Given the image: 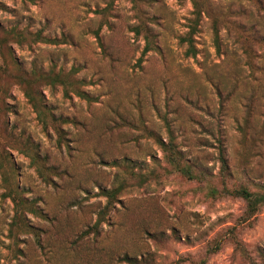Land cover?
I'll return each mask as SVG.
<instances>
[{"label": "rangeland", "instance_id": "374dc122", "mask_svg": "<svg viewBox=\"0 0 264 264\" xmlns=\"http://www.w3.org/2000/svg\"><path fill=\"white\" fill-rule=\"evenodd\" d=\"M35 1L0 0V264H264V206L248 220L242 198L208 195V181L221 188L217 137L232 182L264 189V45L251 42L264 35V0H197L196 56L180 43L193 0ZM137 25L158 46L142 67ZM39 29L72 43L35 42ZM52 67L64 77L77 68L92 97L36 83L53 113L72 120L62 141L24 82ZM167 123L206 181L166 173L145 129L167 139ZM125 157L159 177L128 179L95 226L107 204L100 191L127 175L115 165Z\"/></svg>", "mask_w": 264, "mask_h": 264}, {"label": "trees", "instance_id": "16d2710c", "mask_svg": "<svg viewBox=\"0 0 264 264\" xmlns=\"http://www.w3.org/2000/svg\"><path fill=\"white\" fill-rule=\"evenodd\" d=\"M21 3H27L32 2L35 3V0H20ZM194 10L193 14L194 17L191 19V22L188 24V31L180 37V43L182 45H185V55L186 56H196L198 53V49L196 47V39L195 34L198 30L199 20L201 17V8L200 3L197 0H193ZM1 6V3H0ZM135 32L136 34H144L145 39V46L143 48V51L141 53V56L139 57L137 64L138 66L142 67V62L144 61L145 56L151 52L152 50L158 48V46L155 43V39L153 34H151L147 27H143L141 25L135 26ZM147 30V31H146ZM218 29L215 30L214 33V40L216 44L217 50L220 51V40H219V33ZM11 33L13 35H16L18 40H24V35L22 31H17V29H12ZM72 37L71 35H68L66 33H63L62 36L59 37H48L44 34L43 29H39L34 34V40L35 42H46L51 44H59V43H72ZM252 43H260L264 45V35L257 36V34H254L252 37ZM251 42L249 43V46H251ZM250 52H247V57L249 58ZM42 68L37 69V72L35 74L34 79H28L24 80L25 83H27L28 87L26 89V96L32 106L35 109V112L37 113V117L39 121L42 122L43 125L48 126L50 122H54V128L58 132V139L65 140V134L62 129L63 124H67L71 122L72 120L64 117L62 115L56 116L55 113H53L52 109L46 105L45 102H43L42 99L39 98L38 92L35 90L36 83H39L43 80L47 81L50 85H56L57 83L62 84L64 86L65 95H69L70 91H73L77 96H79L82 99H86L88 101L92 100V97L89 95V93L83 89V78H77L74 77L75 74L78 72L77 68H72L68 74H65V77L62 76L61 72H56L54 67L50 68L47 73H42ZM37 92V93H36ZM166 118V117H164ZM247 122H245V125L241 126V130L244 132V130H247ZM147 134L153 138L156 143L159 145V147L162 150L164 161H165V167L164 170L166 173H176L180 176H182L185 179L188 180H196L199 182L206 181L207 180V173L204 171L199 170L196 165L193 163H188L185 153L182 149H180L178 142H177V136L175 134L174 129L171 127L170 124L167 123V132L168 137L167 139H163L159 133H157L153 128L149 127L148 129H145ZM218 138V149H219V161H220V175L221 177V188H218V186L214 185L210 181H208V195L212 197H216L218 195L224 196V197H239L242 198L246 203V214L249 216L248 220L251 219L253 215H255L263 206H264V189H252V186L245 181L240 182H232L234 175L233 171L231 170V164L229 159L226 156V153L222 147V142L219 137ZM123 166L127 169V175L125 177H119L117 175V184L114 187L109 188H103L101 189V194L107 198V204L105 209L101 210L99 214V218L97 219L95 226H98L100 221L104 220V214L106 212V209L109 208V205L111 204V201L116 199L117 196L125 189V187L128 185V179L137 180V182H140L143 184L150 178H158L159 174L157 172H153L149 175L143 173L140 168L139 170L133 169L132 161L125 157L123 158L122 162L118 161L115 165L117 166ZM18 189L14 190L12 189L11 192L15 191L17 194V197H19V200L16 201L17 205L22 204L23 200L20 198L18 194ZM13 196V195H11ZM15 198V196L13 197ZM14 200V199H13ZM247 220V221H248ZM93 229L94 226H93ZM153 235L158 236L157 233H153ZM239 243V241H237Z\"/></svg>", "mask_w": 264, "mask_h": 264}]
</instances>
